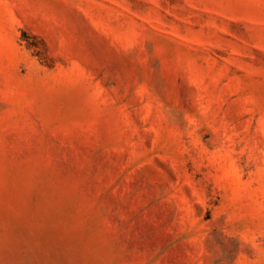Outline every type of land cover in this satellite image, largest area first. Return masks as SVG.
Instances as JSON below:
<instances>
[{
    "label": "rangeland",
    "instance_id": "1",
    "mask_svg": "<svg viewBox=\"0 0 264 264\" xmlns=\"http://www.w3.org/2000/svg\"><path fill=\"white\" fill-rule=\"evenodd\" d=\"M0 264H264V0H0Z\"/></svg>",
    "mask_w": 264,
    "mask_h": 264
}]
</instances>
